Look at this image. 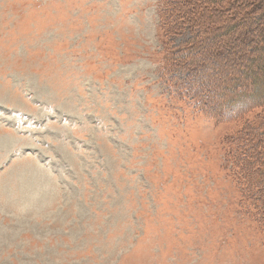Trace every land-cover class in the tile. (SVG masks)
Wrapping results in <instances>:
<instances>
[{
	"label": "rangeland",
	"instance_id": "374dc122",
	"mask_svg": "<svg viewBox=\"0 0 264 264\" xmlns=\"http://www.w3.org/2000/svg\"><path fill=\"white\" fill-rule=\"evenodd\" d=\"M165 1L0 0V264H264L230 178L240 125L197 114L200 78L165 63L230 25L170 32Z\"/></svg>",
	"mask_w": 264,
	"mask_h": 264
},
{
	"label": "trees",
	"instance_id": "16d2710c",
	"mask_svg": "<svg viewBox=\"0 0 264 264\" xmlns=\"http://www.w3.org/2000/svg\"><path fill=\"white\" fill-rule=\"evenodd\" d=\"M164 8L174 17L171 26H167L170 32L178 33L190 21L199 25L211 18L216 20L217 29L227 22L230 25L227 39L225 35L210 33L209 44L184 43L165 57V63L171 66L174 60L179 70L200 78L187 75L188 83L183 87L188 105L197 114L219 124L239 123L230 137V178L240 188L241 213L264 235V97L258 95L238 105L233 103L235 97H244L246 90L255 89L257 93L264 81V0H167ZM224 38L231 43L228 49L222 43ZM224 54L225 62H209L222 60ZM208 75L212 78L204 81ZM215 101L229 108L237 106L223 113Z\"/></svg>",
	"mask_w": 264,
	"mask_h": 264
},
{
	"label": "bare ground",
	"instance_id": "6f19581e",
	"mask_svg": "<svg viewBox=\"0 0 264 264\" xmlns=\"http://www.w3.org/2000/svg\"><path fill=\"white\" fill-rule=\"evenodd\" d=\"M11 234V233H10ZM13 234V233H12ZM7 236V235H6ZM5 240V239H4ZM3 244V243H2ZM6 246V245H5Z\"/></svg>",
	"mask_w": 264,
	"mask_h": 264
}]
</instances>
